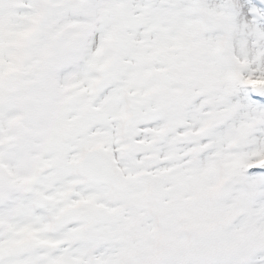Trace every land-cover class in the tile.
<instances>
[{"label": "snow or ice", "instance_id": "1", "mask_svg": "<svg viewBox=\"0 0 264 264\" xmlns=\"http://www.w3.org/2000/svg\"><path fill=\"white\" fill-rule=\"evenodd\" d=\"M0 264H264V0H0Z\"/></svg>", "mask_w": 264, "mask_h": 264}]
</instances>
